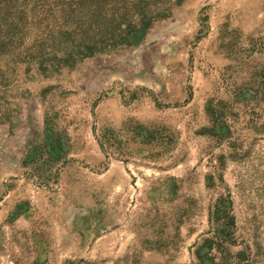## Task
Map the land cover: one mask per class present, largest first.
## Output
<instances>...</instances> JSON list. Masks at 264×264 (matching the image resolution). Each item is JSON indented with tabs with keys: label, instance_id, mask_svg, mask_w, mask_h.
<instances>
[{
	"label": "rangeland",
	"instance_id": "374dc122",
	"mask_svg": "<svg viewBox=\"0 0 264 264\" xmlns=\"http://www.w3.org/2000/svg\"><path fill=\"white\" fill-rule=\"evenodd\" d=\"M0 264H264V0H0Z\"/></svg>",
	"mask_w": 264,
	"mask_h": 264
},
{
	"label": "trees",
	"instance_id": "16d2710c",
	"mask_svg": "<svg viewBox=\"0 0 264 264\" xmlns=\"http://www.w3.org/2000/svg\"><path fill=\"white\" fill-rule=\"evenodd\" d=\"M215 221L224 228L223 237L229 238V229L234 227V223L229 218V214L225 212L223 204L219 205L215 212ZM227 230V231H225Z\"/></svg>",
	"mask_w": 264,
	"mask_h": 264
}]
</instances>
